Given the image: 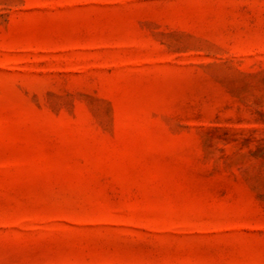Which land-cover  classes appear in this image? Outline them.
<instances>
[{"label":"rangeland","instance_id":"rangeland-1","mask_svg":"<svg viewBox=\"0 0 264 264\" xmlns=\"http://www.w3.org/2000/svg\"><path fill=\"white\" fill-rule=\"evenodd\" d=\"M0 264H264V0H0Z\"/></svg>","mask_w":264,"mask_h":264}]
</instances>
